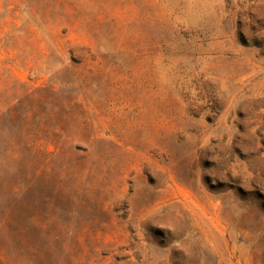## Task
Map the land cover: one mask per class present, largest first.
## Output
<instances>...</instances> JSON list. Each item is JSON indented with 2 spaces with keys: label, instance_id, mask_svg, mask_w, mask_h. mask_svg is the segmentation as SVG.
<instances>
[{
  "label": "rangeland",
  "instance_id": "obj_1",
  "mask_svg": "<svg viewBox=\"0 0 264 264\" xmlns=\"http://www.w3.org/2000/svg\"><path fill=\"white\" fill-rule=\"evenodd\" d=\"M0 264H264V0H0Z\"/></svg>",
  "mask_w": 264,
  "mask_h": 264
},
{
  "label": "trees",
  "instance_id": "obj_2",
  "mask_svg": "<svg viewBox=\"0 0 264 264\" xmlns=\"http://www.w3.org/2000/svg\"><path fill=\"white\" fill-rule=\"evenodd\" d=\"M243 44L246 45H252V46H257L256 42H254V40H252L251 42H245L244 40H241Z\"/></svg>",
  "mask_w": 264,
  "mask_h": 264
}]
</instances>
